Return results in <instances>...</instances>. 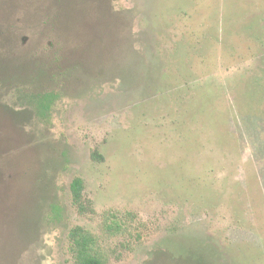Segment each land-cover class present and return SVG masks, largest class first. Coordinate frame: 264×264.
I'll use <instances>...</instances> for the list:
<instances>
[{
    "label": "rangeland",
    "instance_id": "obj_1",
    "mask_svg": "<svg viewBox=\"0 0 264 264\" xmlns=\"http://www.w3.org/2000/svg\"><path fill=\"white\" fill-rule=\"evenodd\" d=\"M77 226L264 264V0H0V264H75Z\"/></svg>",
    "mask_w": 264,
    "mask_h": 264
},
{
    "label": "trees",
    "instance_id": "obj_2",
    "mask_svg": "<svg viewBox=\"0 0 264 264\" xmlns=\"http://www.w3.org/2000/svg\"><path fill=\"white\" fill-rule=\"evenodd\" d=\"M41 113L49 107L48 98L39 102ZM83 179L77 177L71 184L73 201L83 209ZM71 250L75 257V264H106L105 257L98 251L96 241L91 232L81 226L75 227L71 232Z\"/></svg>",
    "mask_w": 264,
    "mask_h": 264
}]
</instances>
